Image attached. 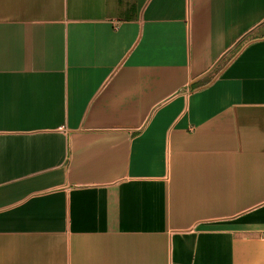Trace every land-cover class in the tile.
I'll list each match as a JSON object with an SVG mask.
<instances>
[{"label": "crops", "instance_id": "0c3cea01", "mask_svg": "<svg viewBox=\"0 0 264 264\" xmlns=\"http://www.w3.org/2000/svg\"><path fill=\"white\" fill-rule=\"evenodd\" d=\"M0 264H264V0H0Z\"/></svg>", "mask_w": 264, "mask_h": 264}]
</instances>
